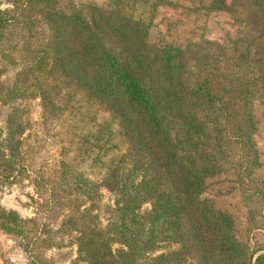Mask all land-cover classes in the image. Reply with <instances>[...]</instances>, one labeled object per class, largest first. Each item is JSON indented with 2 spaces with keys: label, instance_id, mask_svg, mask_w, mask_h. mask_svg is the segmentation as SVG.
Wrapping results in <instances>:
<instances>
[{
  "label": "trees",
  "instance_id": "16d2710c",
  "mask_svg": "<svg viewBox=\"0 0 264 264\" xmlns=\"http://www.w3.org/2000/svg\"><path fill=\"white\" fill-rule=\"evenodd\" d=\"M13 2L0 8V76L18 65L0 84V103L12 104L0 177L17 180L25 167L27 123L15 100L39 97L45 119H68L74 148H64L59 166L67 207L60 231L77 243L69 264H185L194 254L207 264H264V251L255 255L264 247L238 238L233 215L202 196L210 176L231 169L251 183L260 164L253 102L264 104V0H232L235 34L204 45L150 43L153 11L135 15L139 0L72 10L56 0ZM223 6L211 1V9ZM39 23L48 36L34 44ZM86 157L102 172L97 179L81 169ZM102 185L115 192L104 225L93 212ZM30 221L0 208L6 232L27 238ZM32 236L23 245L29 264H49L37 249L41 236ZM162 242L176 247L158 252Z\"/></svg>",
  "mask_w": 264,
  "mask_h": 264
},
{
  "label": "rangeland",
  "instance_id": "374dc122",
  "mask_svg": "<svg viewBox=\"0 0 264 264\" xmlns=\"http://www.w3.org/2000/svg\"><path fill=\"white\" fill-rule=\"evenodd\" d=\"M212 0H139L135 15L148 17L153 11L148 41L154 44L171 42L184 45L187 41L201 44L220 41L227 34H235L237 25L231 8L232 0H222L226 8L211 9ZM61 9L72 10L80 5L95 4L106 8L113 0H56ZM154 4V10H152ZM13 0H0V8L13 7ZM223 6V7H224ZM150 11V14H149ZM32 43H41L48 36V29L39 23ZM205 47V46H204ZM18 67L6 65L0 76V84H9ZM14 69V71L12 70ZM22 108L27 127L22 136L21 154L25 167L17 180L0 177V208L15 210L20 216L31 219L28 226L30 236L22 238L6 232L0 227V264H29L28 253L23 245L31 234L41 236L37 244L49 264H69L77 255L75 233L60 231V222L67 212L64 195L65 183L59 166L66 159L64 148H74L67 142L68 119L63 116L45 119L42 116L40 98L28 96L14 101ZM12 104L0 103V135L5 133L6 113ZM101 118L109 117L103 106H96ZM257 128L254 139L259 152L260 164L253 169L251 183L240 180L231 169L208 178V185L202 196L209 197L214 204L233 215L234 230L238 238L247 240L253 248L264 247V104L257 98L253 102ZM123 150L124 142L120 143ZM73 154V152H71ZM70 154V155H71ZM67 156V157H70ZM81 169L97 179L101 171L89 158L80 162ZM100 172V173H99ZM99 195L93 203L104 225L115 205V192L107 186H100ZM89 202H87L88 204ZM150 208L145 202L141 210ZM42 240L50 243H44ZM113 243L112 247H117ZM176 245L162 242L159 251H167ZM258 250L257 253L263 252ZM185 264L202 263L197 254L186 259ZM215 264H220L216 260Z\"/></svg>",
  "mask_w": 264,
  "mask_h": 264
}]
</instances>
